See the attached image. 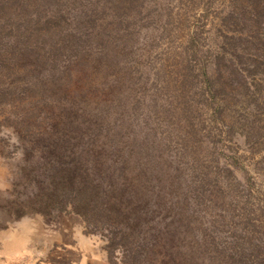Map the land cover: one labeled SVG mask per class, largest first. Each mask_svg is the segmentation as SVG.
<instances>
[{"label": "rangeland", "instance_id": "1", "mask_svg": "<svg viewBox=\"0 0 264 264\" xmlns=\"http://www.w3.org/2000/svg\"><path fill=\"white\" fill-rule=\"evenodd\" d=\"M15 5L32 13L13 26L35 17L45 48L32 78L0 92V264H264V0ZM8 21L4 47L22 30ZM72 117L80 137L109 125L99 145L120 153L107 164L125 163L129 178L141 169L159 200L160 238L147 234L139 252L48 208Z\"/></svg>", "mask_w": 264, "mask_h": 264}, {"label": "trees", "instance_id": "2", "mask_svg": "<svg viewBox=\"0 0 264 264\" xmlns=\"http://www.w3.org/2000/svg\"><path fill=\"white\" fill-rule=\"evenodd\" d=\"M31 1L35 3L36 0ZM16 2L17 0H0V19L8 16L11 24L13 22L16 24L19 18L16 19L17 16L12 14L32 13L25 9L17 11L15 8ZM10 17L12 18L10 19ZM34 19L35 17L27 16L22 22H18L22 30L19 31L17 43L9 47L7 45L13 42L10 40L13 38V33L0 26V92L23 84L26 80L25 75L32 78V75L28 74V70L41 69L39 59L33 57L36 54L44 53L45 45L44 42L41 43V37H45V34L40 33L39 21L33 23V25L30 24V22H34ZM258 24L264 27L262 21H259ZM13 27L20 30L16 25ZM33 38L37 43L34 48L29 45V41ZM3 43L7 44L6 48ZM25 44V52H22L21 48ZM252 57L257 58L254 55ZM261 63L264 64V61ZM204 75L207 76V73L204 72ZM51 83L57 85L56 82ZM44 89H46V84ZM0 94L6 96L7 92ZM25 100H28V98L23 99V101ZM30 101H33V99H30ZM75 106L79 107L77 103H75ZM29 110H31L32 117H34L32 104ZM37 116L38 112L31 119H35ZM76 124L80 125L76 118L72 117L69 119L67 128L58 132L63 138L59 141L65 142L63 146L64 153L55 154L52 152V154L53 158L57 159H60L58 155H61L65 162L61 163V167L58 165L56 171L62 172L52 173L48 180L50 183L48 186L52 188L48 208L51 206L60 207L61 210L59 211L70 209L72 212L82 215L86 222L92 225H107L110 229V243H115L118 240L129 247L127 248L129 252H139V241L148 240L147 234L152 240L160 238L155 234H151V231H154L158 226L155 223L156 218L151 209L153 206L154 208L160 206L159 200L149 198L151 191L147 190L148 184L141 176L143 172L141 169L135 168L137 175L129 178L128 176L124 177L128 170L125 163L120 167L112 164L117 163V160L107 164L108 161L111 162L112 158L105 156V154L114 157L120 153H106L99 145L101 139H106L111 132L109 125L99 126L91 131L89 129L85 130L80 137L78 131L82 130V127L75 126ZM40 140L41 138L38 139V141ZM55 143L54 148L59 145L57 142ZM103 156L104 162L101 163ZM60 198L61 202L58 200Z\"/></svg>", "mask_w": 264, "mask_h": 264}]
</instances>
